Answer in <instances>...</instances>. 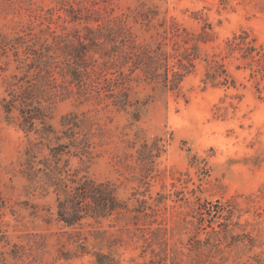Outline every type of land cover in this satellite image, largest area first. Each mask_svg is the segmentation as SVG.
Here are the masks:
<instances>
[{
    "label": "rangeland",
    "instance_id": "374dc122",
    "mask_svg": "<svg viewBox=\"0 0 264 264\" xmlns=\"http://www.w3.org/2000/svg\"><path fill=\"white\" fill-rule=\"evenodd\" d=\"M65 1L77 3L0 0V32L59 31L65 24L58 17L64 16L59 6ZM94 1L113 7L136 40L153 47L173 27L177 32L164 41L166 49L171 52L173 42L195 45L194 66L174 91L163 92L142 80L134 83V96L146 102L139 120L111 104H82L76 96L59 94L50 122L60 129L62 115L88 113L103 131L95 139L88 173L115 182L124 200L135 190L144 191L149 203H155L158 193L167 195L158 219L167 228L168 260L264 264V0ZM213 62L221 64L220 76L205 82ZM10 74L0 69V97ZM138 133L149 140L160 138L163 148L148 184L141 181L136 160L142 143ZM32 141L36 135L6 120L0 108V264H94L95 251H110L99 245L107 238L116 239L111 251L122 264L152 257L150 249L143 251L141 233L114 216L85 219L81 231L88 236L89 252L60 257V248H74L69 235L75 229L56 219L55 194L21 172ZM70 164L75 167L79 161L72 158ZM197 200L212 205L211 220L199 222L193 210Z\"/></svg>",
    "mask_w": 264,
    "mask_h": 264
},
{
    "label": "trees",
    "instance_id": "16d2710c",
    "mask_svg": "<svg viewBox=\"0 0 264 264\" xmlns=\"http://www.w3.org/2000/svg\"><path fill=\"white\" fill-rule=\"evenodd\" d=\"M59 9L64 10V16L58 17L65 22L59 31L48 27L40 34L31 30L0 32V69L11 70L6 94L0 97V108L6 120L15 121L27 134L36 135L37 140L25 150L21 172L30 183L40 184L55 194L56 219L75 229L69 235L74 248H60L59 256L69 259L87 254L88 236L81 231L84 220L114 216L117 222L132 224L141 233L143 251L152 252L147 261L131 259L126 264H182L168 260L167 228L158 219L159 205L167 195L158 193L155 203H149L144 191L135 190L126 200L121 199L115 182L96 179L87 170L98 145L95 139L103 134L100 124L84 111L62 115L60 129L50 120L53 102L59 94L76 96L82 104H111L128 110L134 120H139L146 102L134 96V83L142 80L163 92L179 89L194 66L196 46L181 45V50L173 42L172 51H168L164 41L173 39L177 32L173 27L169 30L171 35H163L155 47L138 42L126 20L114 15L109 4L98 1L60 2ZM220 67L218 62L210 64L205 82L216 80ZM224 81L227 82L226 76ZM136 138L142 142L136 159L141 181L148 184L156 175L155 161L163 151L161 140H149L139 133ZM42 150L48 153L40 157ZM72 158L78 159V166L70 164ZM131 201L135 203L131 205ZM193 210L199 222L212 219L209 203L197 200ZM116 243V239L107 238L105 244H99L110 251H95L94 264H122L116 252L111 251Z\"/></svg>",
    "mask_w": 264,
    "mask_h": 264
}]
</instances>
